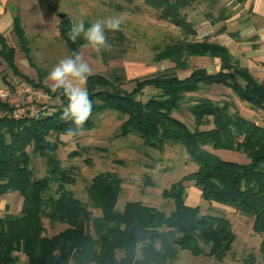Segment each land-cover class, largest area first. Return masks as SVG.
Instances as JSON below:
<instances>
[{"label":"trees","instance_id":"1","mask_svg":"<svg viewBox=\"0 0 264 264\" xmlns=\"http://www.w3.org/2000/svg\"><path fill=\"white\" fill-rule=\"evenodd\" d=\"M122 1L128 5L135 2ZM199 1L144 0L159 20L180 29L183 35L155 49L154 61H168L173 68L132 80L131 90L125 88L126 76L93 74L85 85L93 108L83 133L97 127L96 116L113 111L123 119L116 137H139L145 147L160 152L168 144L181 145L197 165L195 172L164 190V199L174 204L170 213L141 201H129L120 211L117 205L124 181L113 172L100 173L91 180L89 202L76 197L69 187L77 183V169L65 168L57 155L65 146L61 137L71 126L60 119L67 99L44 84L43 73L39 72L37 82L22 73L16 64L17 49L0 33V60L13 75L46 90L53 103L22 119L10 117L8 105H0L6 112L0 118V199L10 193L23 198L18 215L7 213L0 218V264H21L20 255L26 257L27 264H173L182 251L223 261L237 239L232 224L224 216L203 214L199 206L187 204L190 186L205 202L232 208L252 220L253 232L262 238L259 252L264 264V126L242 116L232 102L209 98L194 99L189 106L193 128L174 115L189 95L214 86L228 88L240 102L264 111V81L240 66L227 47L197 38L188 11ZM209 1L215 4L218 0ZM206 17L212 25L230 18L225 10L218 16L209 12ZM68 26V18L62 19L61 35L72 55L80 51L83 41H70ZM12 31L29 60V41L18 14ZM227 32L224 24L216 34ZM110 33H106L108 40L115 43L116 37ZM117 34L124 38L121 32ZM196 57L219 60V70L210 73L195 68L181 77L179 72L188 71L189 60ZM147 91L154 93L147 98ZM208 147L241 153L249 163L223 160ZM86 153L83 148L69 157ZM33 156L46 161L45 177L35 176ZM93 210L100 214L96 216ZM46 220L65 229L48 237ZM246 262L256 264V259Z\"/></svg>","mask_w":264,"mask_h":264},{"label":"rangeland","instance_id":"2","mask_svg":"<svg viewBox=\"0 0 264 264\" xmlns=\"http://www.w3.org/2000/svg\"><path fill=\"white\" fill-rule=\"evenodd\" d=\"M11 12L9 27L5 31V37L10 46L17 49L16 64L26 76L34 81L39 80V72L45 75L44 84L50 87L46 79L47 74L61 60L71 56L61 35L59 14H65L69 20L68 30L73 19L81 18L85 24H90L96 19L112 16H122L124 22L121 26L123 39L118 32H111L116 37L115 43L109 41L111 47L106 54H97L91 49L82 47L80 53L85 62L91 68L93 74H100L107 77L126 76L128 83L126 89L131 90L134 79L155 76L165 70L174 67L170 62L154 61L156 47H163L172 43L183 35L180 29L158 19L154 10L148 7L144 0H135L132 5L122 0H0V7ZM236 6L231 0H218L212 4L209 0H200L194 8L188 11L189 19L198 28L200 24H211L206 15L209 12L215 16L225 10L230 16ZM239 10V8L237 9ZM19 15L29 41L30 57L29 62L26 55L21 51L17 38L13 33V18ZM226 25L230 32V18L225 23L212 25L210 36L203 38L197 32V38L203 40L219 36L216 32ZM227 32V33H228ZM225 34V33H223ZM2 62V61H1ZM0 70L4 84L0 87H11L16 81L25 82L8 69L2 62ZM190 69L186 72H179L181 77L187 76L192 69L206 68L210 73H215L220 68L217 59L208 57H196L189 60ZM260 81L261 76H255ZM262 80V79H261ZM28 83V82H26ZM42 88V87H40ZM147 91V98L153 94ZM209 98L214 101H230L245 118L264 126V111L255 110L248 104L240 102L233 92L223 86L203 87L200 92L189 95L183 102L180 110L174 115L177 119L185 122L191 128L194 127V120L188 108L194 99ZM52 100L47 102L50 106ZM44 104L26 108L28 115H34L41 110ZM97 127L91 131L81 134L73 142L67 136L61 140L65 146L58 150V158L65 168L74 167L77 169V183L69 189L83 202H89L87 189L91 180L100 173H117L124 181L118 209L121 210L129 201H141L142 203L156 207L161 211L170 213L174 209L172 201L164 199V190L180 181L184 176L197 170V165L192 163L186 149L181 145L168 144L163 151H155L144 146L143 140L136 136L116 137L123 122L120 115L113 111H107L96 116ZM86 148L87 153L81 157L71 158L69 155ZM207 150L226 161L237 163H249L245 155L226 150H214L208 147ZM32 153V151H29ZM31 168L37 178L46 176V161L41 158L32 157ZM151 185H147V183ZM23 198L18 193H10L0 199V218L7 213L18 215L21 211ZM190 206H199L203 214L221 215L229 219L236 234V242L231 252L223 261H218L207 256H193L189 251L180 252L179 258L173 264H249V258H255L256 264H262L259 252L262 238L253 232L251 219L236 212L234 209L220 205L210 204L201 199L197 190L190 186L186 200ZM97 216L99 211L93 210ZM47 229L46 236L51 237L62 230L65 226L45 221ZM21 264H27L25 256L20 255ZM74 264V263H71Z\"/></svg>","mask_w":264,"mask_h":264},{"label":"clouds","instance_id":"3","mask_svg":"<svg viewBox=\"0 0 264 264\" xmlns=\"http://www.w3.org/2000/svg\"><path fill=\"white\" fill-rule=\"evenodd\" d=\"M123 22L122 16H112L96 19L86 27L82 14L81 18L71 21L67 37L73 43L78 39L82 40V47L91 49L99 55L111 47L106 33L121 30ZM91 75L93 73L89 64L79 51H75L71 56L61 59L46 77L51 90L67 99L60 119L71 123L65 130V135L73 142L83 133L84 125L92 115L93 104L85 87Z\"/></svg>","mask_w":264,"mask_h":264},{"label":"crops","instance_id":"4","mask_svg":"<svg viewBox=\"0 0 264 264\" xmlns=\"http://www.w3.org/2000/svg\"><path fill=\"white\" fill-rule=\"evenodd\" d=\"M231 3L236 8L230 14V32L214 37L211 42L227 47L240 66L248 69L254 77L261 76L260 81H264V0H245L243 3L231 0ZM11 17L9 10L0 7V33L3 35ZM212 29V24L202 23L196 31L205 38L210 36ZM1 63L0 60V69ZM1 71L0 86L4 84Z\"/></svg>","mask_w":264,"mask_h":264},{"label":"built area","instance_id":"5","mask_svg":"<svg viewBox=\"0 0 264 264\" xmlns=\"http://www.w3.org/2000/svg\"><path fill=\"white\" fill-rule=\"evenodd\" d=\"M50 100L51 95L46 90L30 83L16 81L11 87H0V105H8L10 111L7 113L14 119L28 116L26 108L40 104H44L41 108H45ZM5 113L0 109V118Z\"/></svg>","mask_w":264,"mask_h":264},{"label":"water","instance_id":"6","mask_svg":"<svg viewBox=\"0 0 264 264\" xmlns=\"http://www.w3.org/2000/svg\"><path fill=\"white\" fill-rule=\"evenodd\" d=\"M59 18L60 19H65L66 18V15L65 14H59Z\"/></svg>","mask_w":264,"mask_h":264}]
</instances>
